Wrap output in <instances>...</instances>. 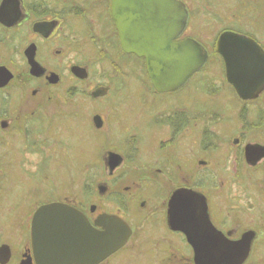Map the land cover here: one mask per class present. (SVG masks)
Wrapping results in <instances>:
<instances>
[{
	"label": "flooded vegetation",
	"instance_id": "flooded-vegetation-1",
	"mask_svg": "<svg viewBox=\"0 0 264 264\" xmlns=\"http://www.w3.org/2000/svg\"><path fill=\"white\" fill-rule=\"evenodd\" d=\"M189 4L0 0V264H38L33 215L52 202L75 207L96 228L111 222L128 227L118 249L87 264H195V248H207L208 239L220 233L227 242L249 240L242 264H264L255 253V246L264 252V189L251 196L248 188L257 181L245 174L264 164V142L257 137L264 133V113L257 115L252 106L262 92L247 100L236 94L215 42L233 31L257 41L263 51L264 44L238 23L221 26L210 38L220 63L214 81L204 66L210 48L190 30L198 9ZM124 31H132L134 45L193 39L207 60L178 87L156 89L146 58L123 47L131 39ZM143 73L150 94L132 90ZM194 75L198 81L188 85ZM224 86L237 102L213 97ZM66 95L82 101L69 111L79 138L100 148L95 163L84 165L78 193L68 164L56 182L46 151L50 143L69 144L68 119L59 103ZM225 120L226 128H219ZM249 144L258 149L247 162ZM222 148L232 167L226 183L214 175ZM224 184L225 199L216 202L212 193ZM13 186L14 198L8 196ZM187 190L203 195L207 211L196 197L188 202Z\"/></svg>",
	"mask_w": 264,
	"mask_h": 264
},
{
	"label": "water",
	"instance_id": "water-1",
	"mask_svg": "<svg viewBox=\"0 0 264 264\" xmlns=\"http://www.w3.org/2000/svg\"><path fill=\"white\" fill-rule=\"evenodd\" d=\"M170 7L172 13V1ZM124 34L131 39L123 42V47L146 58L148 77L159 90L178 87L207 60L205 49L193 39L134 45L132 31H124ZM215 43V51L223 58L226 79L236 94L244 100L256 98L264 90V51L260 45L233 31L222 32ZM256 149L258 146L250 144L245 148L247 162L254 158ZM184 195L188 202L196 197L201 203L200 209L207 211L203 195L189 190ZM31 229L38 264L98 262L118 249L129 232L123 222L96 228L75 207L59 202L41 205L33 215ZM221 235L212 242L208 239L207 248H195V264L243 263L249 254V240L227 242Z\"/></svg>",
	"mask_w": 264,
	"mask_h": 264
},
{
	"label": "rangeland",
	"instance_id": "rangeland-1",
	"mask_svg": "<svg viewBox=\"0 0 264 264\" xmlns=\"http://www.w3.org/2000/svg\"><path fill=\"white\" fill-rule=\"evenodd\" d=\"M189 5L193 10H195L194 8L198 9L195 19L191 20L190 30L191 33L196 36L201 35L200 37L204 39L203 43H205L210 48L211 55L204 66L206 67L205 71L208 73L207 75L213 78L214 81L219 80L220 63L218 56L211 50L212 40L210 38L216 33L218 29L221 28V26L231 25L232 22L238 23L243 28L250 30L253 33L255 32L254 34L256 35L257 39H259V41L264 44V0H190ZM213 17H217L218 21H213ZM134 71L137 72L138 70L134 69ZM136 81L137 82H135L132 90L138 89V93L150 94L149 90H147L150 85L146 79V73H143L142 76L140 75L139 80L136 79ZM197 81L196 75H194L193 78L187 82V84H194ZM205 90L206 89H204V91ZM218 91V95L216 94L213 96H217V101L221 102V100H226L229 97H231L235 102L238 101V99L234 98L230 87L224 86V88H219ZM66 96L61 97L59 103L62 105L60 106L62 108L61 110H64L65 114H67H63V116H67L68 119L66 127L68 128L67 138H69V144L67 146H63L61 142H54L53 144L50 143L46 151L47 155H50L49 162L52 163L56 182L59 183L61 180H63V176H65L66 170L69 168L70 174L73 175L72 183L74 193H78L82 185L81 180L82 174L84 172V165L86 163H95L100 148L88 146L86 139L82 140L79 138L81 135L79 133V127L71 121V119L74 118L70 116L69 111H76V107L80 105L82 101L79 102V100L77 101L75 98ZM213 97L208 96L209 99H213ZM252 106L259 110L257 115L264 113V90L258 96V98L253 100ZM252 106L248 107V109H254ZM218 127L226 128V120L221 122ZM228 127H230V125H228ZM56 133L57 132L55 131L53 132V138ZM257 137H260L259 141L264 142V133H259ZM83 143L86 144L84 145ZM223 152L224 148L220 149L216 153L215 159L220 164H216L218 166L214 170V175L219 176L221 178L220 180L226 183V177L228 178V175H232V167L230 163H228L229 161L225 162L223 157L224 154H222ZM67 164L68 168H66ZM94 167H96L95 164L93 165V168ZM91 171L94 172V170H90V172ZM245 174L250 176V180L256 179L257 181H251L252 186L250 189L248 188L249 194L251 196L256 195L255 190H258V194H260V191L264 189V164H262L260 167L258 166L255 169L251 168L250 170L246 171ZM201 177H203V175H201ZM249 185L250 184H248V186ZM225 186L226 184H224L222 187L217 186L215 191L212 193V197L216 202H218V200L221 201L225 199L227 194ZM251 190H253V192ZM17 193L18 188L13 186L8 196L14 198L16 197ZM1 194L3 196L2 192ZM31 200H26V202H24V207H26ZM1 205L2 199H0V208ZM255 253L264 258V252H262L261 246H255Z\"/></svg>",
	"mask_w": 264,
	"mask_h": 264
}]
</instances>
